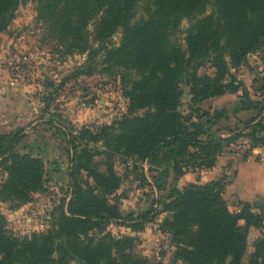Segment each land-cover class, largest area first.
<instances>
[{
	"label": "trees",
	"instance_id": "1",
	"mask_svg": "<svg viewBox=\"0 0 264 264\" xmlns=\"http://www.w3.org/2000/svg\"><path fill=\"white\" fill-rule=\"evenodd\" d=\"M36 1L42 3L39 17L48 9L50 28L59 29L62 37L72 36L68 47L88 54L76 75L120 76L129 106L116 123L81 130V139L101 142L103 149L85 145L75 151L70 199L46 231L18 237L0 215V264H164L137 254L134 237L93 233L125 217L114 155L146 160L158 173L154 178L159 189L164 188L160 179L171 173L177 181L190 167L215 166L238 135L224 137L213 129L229 117L227 109L211 111L201 105L241 88L231 69L262 48L264 0H148L147 15L137 20L142 0ZM21 2L0 0V35ZM184 20L190 24L180 41ZM118 32L122 37L114 44ZM258 81L264 91V71ZM184 99L191 101L188 114L182 110ZM263 109V102L245 91L230 112L260 114ZM249 137L251 148H264V125L254 126ZM17 142L0 134V167L7 172L0 182V199L26 203L33 193L44 191L45 165L40 157L16 152ZM225 186L224 175L172 191V199L164 204L171 215L162 224L175 246L169 264H242L251 226L262 229L263 235L255 241L248 264H264V212H255L258 207L251 202L232 210Z\"/></svg>",
	"mask_w": 264,
	"mask_h": 264
},
{
	"label": "rangeland",
	"instance_id": "2",
	"mask_svg": "<svg viewBox=\"0 0 264 264\" xmlns=\"http://www.w3.org/2000/svg\"><path fill=\"white\" fill-rule=\"evenodd\" d=\"M147 2L138 3L134 20L147 15ZM41 5L36 0H22L16 17L0 35V134L18 138L15 151L40 157L46 172L44 191L33 193L28 202L0 199V215L6 227L18 237L46 231L60 208H66L72 191L70 173L75 151L85 145L103 149L101 142L81 139V130L95 131L101 126L112 125L128 113L129 106L120 76L105 72L76 75L88 54L75 52L68 47L72 36L62 37L59 29L49 27L48 9L43 10L42 17L38 16ZM189 24L188 20L182 22L178 34L180 41ZM88 28L92 38L93 24ZM121 37V32L115 34L113 43L118 44ZM206 71L213 74L215 70L207 66ZM262 71L264 41L260 51L251 53L245 63L231 69L235 85L241 86L239 91L210 98L201 105L211 111L227 109L229 117L218 121L213 129L224 137L238 135L220 156L222 168H230L234 162L250 155L249 134L254 126L264 125V109L260 114L245 112L234 116L230 112L245 91L264 104L262 83L258 81ZM183 90L188 97L189 89L184 87ZM191 107V101L184 99L182 110L188 114ZM252 119L255 123L250 122ZM113 161L122 180L117 193L125 217L112 220L93 233L134 237L133 250L137 254L152 262L169 264L175 246L162 228L164 220L171 215L165 211L164 204L172 199L174 189H183L195 182L206 183L220 170L190 167L177 181L173 180L172 173L168 178L162 177L160 183L164 188L159 189L154 178L158 173L150 170L146 160L117 153ZM6 177L7 172L0 167V182ZM226 199L232 207L235 200L228 196ZM260 231L261 236L256 237L257 232L251 236L243 264H248L255 241L262 237L263 230Z\"/></svg>",
	"mask_w": 264,
	"mask_h": 264
},
{
	"label": "crops",
	"instance_id": "3",
	"mask_svg": "<svg viewBox=\"0 0 264 264\" xmlns=\"http://www.w3.org/2000/svg\"><path fill=\"white\" fill-rule=\"evenodd\" d=\"M248 146L250 148V155L248 154L249 156L247 155L246 158L234 162L233 166L230 168L227 166V168H222L220 164V156L224 153L222 152L217 157L216 164L211 170L215 169L218 170V172L220 170L214 177L215 179L223 175L226 176L224 197L226 198V196H228L231 197L232 200H235V203H232V207L230 206L231 209L239 211L241 203L251 202L254 204L255 200L263 199V204L261 206L255 205L259 209L255 208L254 210L264 212V155L262 154L264 148L260 146L251 148V144ZM242 223L244 222L242 221ZM256 232V237L261 236L260 229L251 226L249 229L248 244L251 236L256 234Z\"/></svg>",
	"mask_w": 264,
	"mask_h": 264
},
{
	"label": "water",
	"instance_id": "4",
	"mask_svg": "<svg viewBox=\"0 0 264 264\" xmlns=\"http://www.w3.org/2000/svg\"><path fill=\"white\" fill-rule=\"evenodd\" d=\"M254 204H255L256 206H261V205L263 204V199H257V200H255V201H254Z\"/></svg>",
	"mask_w": 264,
	"mask_h": 264
},
{
	"label": "built area",
	"instance_id": "5",
	"mask_svg": "<svg viewBox=\"0 0 264 264\" xmlns=\"http://www.w3.org/2000/svg\"><path fill=\"white\" fill-rule=\"evenodd\" d=\"M262 154L264 155V151L262 152Z\"/></svg>",
	"mask_w": 264,
	"mask_h": 264
}]
</instances>
